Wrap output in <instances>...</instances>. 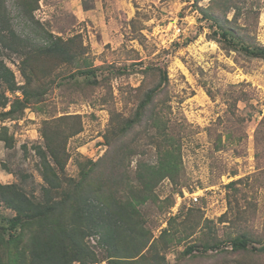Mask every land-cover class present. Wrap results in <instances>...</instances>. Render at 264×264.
<instances>
[{"label": "rangeland", "instance_id": "rangeland-1", "mask_svg": "<svg viewBox=\"0 0 264 264\" xmlns=\"http://www.w3.org/2000/svg\"><path fill=\"white\" fill-rule=\"evenodd\" d=\"M234 2L241 7L239 14L235 16L233 8L227 10L231 22L225 23L226 13L212 0H39L33 17L17 0H6L20 40L15 38L13 46L18 41L28 54L44 46L48 32L65 39L81 34L90 46L89 66L106 67L92 77L101 79L96 84L79 73L86 67L79 68L77 61L36 62L45 71L30 87L45 89L42 101L30 104L19 119L0 116V182L17 183L34 201L45 202L48 197L63 198L62 189L83 180L84 169H93L92 177L88 176L93 186L84 179L86 189L95 191L100 178L110 175L122 182L113 186L115 199L131 200V188L122 180L138 184L135 169L139 161L154 163L157 159L150 138L155 132L152 121L144 120L125 138L124 142L140 148L129 157L126 168L93 167L91 161L100 162L105 155L103 159L109 160L113 147L104 135L112 115L134 116L146 92L159 86L157 69L161 68L168 81L148 115L151 111L166 114L172 133H181L183 165L174 180L163 179L154 188L153 197L139 205L142 234L150 238L141 254L148 255L150 261L158 256L166 264H222L225 255H230L221 241L228 230L235 235L237 229L249 228L256 233V240L264 239V59L220 41L218 22L212 18L213 10L220 15L221 24L234 27L238 38L252 46H264V0ZM6 34L9 38L10 33ZM0 48V58L14 71L18 85L24 86L23 54L1 42ZM0 86L8 98L7 107L0 106L1 114L23 95L19 90L9 91L5 82ZM69 114L81 115L83 130L68 140L70 156L65 171L60 172L62 189L49 195L35 146L45 144L41 134L44 120ZM246 176L251 179L240 184L236 197L249 210L251 220H243L237 229L234 225L225 228L229 223L220 218L228 209L226 185ZM15 215V210L0 202V229L6 217ZM140 230L142 227L136 230L137 235ZM29 241L27 233L18 242L19 248ZM86 243L97 258L89 264H109L112 254L97 235L87 237ZM6 245L7 250L0 246L3 258L11 248ZM191 245L196 246L194 252L185 253ZM119 247L126 251L125 245Z\"/></svg>", "mask_w": 264, "mask_h": 264}, {"label": "trees", "instance_id": "trees-1", "mask_svg": "<svg viewBox=\"0 0 264 264\" xmlns=\"http://www.w3.org/2000/svg\"><path fill=\"white\" fill-rule=\"evenodd\" d=\"M17 2L19 7L32 17L39 6V0H17ZM212 2H217L215 6L222 7L224 14L226 13L225 23L231 22L227 19V10L235 9V16H237L241 9L234 0H212ZM210 10H212L211 6ZM205 15L211 18L210 13L205 12ZM212 18L218 22L217 26L221 31L220 41L248 56L264 59V46H252L247 44L244 38L242 40L238 38L234 27L221 24L218 20L220 15L213 10ZM11 21L6 0H0V42L3 47L23 54L21 67H25L23 69L25 70L23 71L25 84L19 86L14 71L0 58V85L1 81L5 82L9 91L14 93L19 90L23 95L13 100L10 109L0 114L3 119H19L30 104L42 101L45 89L40 86L42 89L35 91L30 87L33 79L41 80L40 76L44 75L42 71L44 68L36 65L39 59H56L63 63L77 61L79 68L86 67L80 68L79 73L86 75L91 83H101V79L92 77L96 76L97 70L106 66H89L92 61L90 46L85 44L81 34L65 39L48 32L44 46L26 54L25 46L18 44V41L14 46L11 44L15 38L18 39ZM6 32L10 33L9 38ZM157 70L160 74L159 86L146 92L134 116L112 115L111 123L104 135L107 144L113 147L107 155L109 160L103 159L105 155L100 162L91 161L93 167L105 165L114 169L126 168L129 164V157L133 153H139L140 148H133L130 143L124 142L125 138L136 126L142 125L144 120L152 121L151 127L155 132L150 138L151 144H154L157 149V159L154 163L139 161L135 169L138 184L131 183L130 179L122 180L131 188V200L121 202L115 199L116 192L113 186L116 184L119 186L122 182L116 181L110 175L100 178L101 182L95 191L86 189L84 179L90 180L88 176L92 177L90 174L93 169H84L83 180L74 185L71 183L70 188L62 189L63 181L60 172L65 171L70 156L67 143L71 137L82 132V117L80 114H69L46 119L41 129L45 144L35 146L40 158L41 174L47 184L44 190L50 195L54 190L59 193L62 189L61 192L65 195L63 198L48 197L45 202H36L24 189L19 188L17 183L0 182V202L16 211L15 216L4 219L0 229V246L6 249L8 243L11 247L6 257L3 258L0 255V264H74V262L89 264L96 262L97 258L86 243V238L93 234L99 237L101 245L107 247L112 254L109 264H166V261L160 262L161 258L158 256L152 257L150 261L148 255L141 254L148 246L150 238L142 234L143 220L139 205L153 197L154 188L163 179L174 180L176 175L180 174L183 165L181 133H172L173 129L169 126L170 118L166 114L160 115V112L151 111L148 115L150 106L162 91L164 83L168 81V75L163 73L161 68ZM7 104L8 98L5 93L0 92V106L5 108ZM249 179H251L250 176L242 177L226 185V188H229L228 209L220 218L221 222L229 223L224 226L225 228L232 229L235 226L237 229L243 220H246V223L251 220L248 216L249 210H246L240 199L236 197V194L240 192V184ZM87 185L93 186L90 181ZM33 225L39 230L37 231L35 226L33 230H30ZM141 227V234L137 235L136 230ZM237 231L238 233L233 235L228 230L227 237L221 240L226 244L224 252L227 255L230 254L227 257L225 255L222 264H264V239L256 240V233L249 228L237 229ZM27 233L30 236L29 243L24 248H19L18 242ZM213 240L217 243L218 238L215 237ZM255 241L261 244L255 245ZM122 244L126 247L125 252H122L119 247ZM195 249L196 246L191 245L185 253H193ZM195 257L196 255L193 256Z\"/></svg>", "mask_w": 264, "mask_h": 264}, {"label": "built area", "instance_id": "built-area-1", "mask_svg": "<svg viewBox=\"0 0 264 264\" xmlns=\"http://www.w3.org/2000/svg\"><path fill=\"white\" fill-rule=\"evenodd\" d=\"M178 31H181V29H180V28H178ZM193 199H194L195 201H197V200H198V196H197V195H195V196L193 197Z\"/></svg>", "mask_w": 264, "mask_h": 264}]
</instances>
